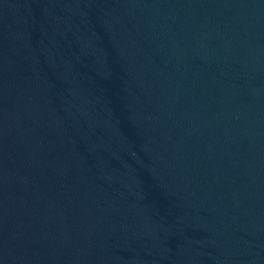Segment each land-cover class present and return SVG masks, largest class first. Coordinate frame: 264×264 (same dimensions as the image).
Listing matches in <instances>:
<instances>
[{"label":"water","instance_id":"water-1","mask_svg":"<svg viewBox=\"0 0 264 264\" xmlns=\"http://www.w3.org/2000/svg\"><path fill=\"white\" fill-rule=\"evenodd\" d=\"M0 264H264V0H0Z\"/></svg>","mask_w":264,"mask_h":264}]
</instances>
